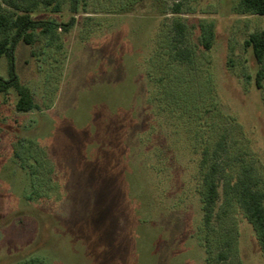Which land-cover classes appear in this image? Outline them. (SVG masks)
I'll use <instances>...</instances> for the list:
<instances>
[{
	"label": "rangeland",
	"instance_id": "obj_1",
	"mask_svg": "<svg viewBox=\"0 0 264 264\" xmlns=\"http://www.w3.org/2000/svg\"><path fill=\"white\" fill-rule=\"evenodd\" d=\"M84 1L86 15L52 46H15L37 109L17 113L15 95H0V264H264L221 181L206 255L195 176L206 149L202 174L226 163L235 183L248 167L264 193V61L258 90L244 46L264 15L235 13L237 0ZM33 16L68 19L43 6ZM176 21L188 48L173 55L195 71L164 61ZM200 24L212 25L208 51ZM7 65L1 57L3 79Z\"/></svg>",
	"mask_w": 264,
	"mask_h": 264
},
{
	"label": "trees",
	"instance_id": "obj_2",
	"mask_svg": "<svg viewBox=\"0 0 264 264\" xmlns=\"http://www.w3.org/2000/svg\"><path fill=\"white\" fill-rule=\"evenodd\" d=\"M161 2L162 0H160V3ZM38 6H43L55 14H59L64 10L68 14V19L65 22H57L54 18H35L33 15ZM86 7L87 4L84 0H1L0 58L4 57L7 59L8 74L7 79L0 77V95H5L10 92L15 95L16 100L14 103V110L17 113L27 114L33 112L37 107L33 102V97L29 90L18 81L15 75L13 61L15 46L19 42L28 46H33L37 37L45 39L47 46H52L54 42L60 39V31L68 33L77 23V16L86 15ZM173 11L175 14H179V8L177 5ZM163 12L164 10L162 9V13ZM234 12L244 15H264V0H237L234 6ZM173 28L174 33H172L171 38H167L166 41V46H168V48H164L165 54H162L165 57L164 61H169L171 63L176 62L178 65H183L185 68L195 71L190 58L185 62L183 59L175 57L174 55L176 54L173 55L174 52H177V49L188 48L183 43L185 26L176 21ZM198 28L200 33L198 37L200 46L203 50L208 51L214 40L212 25L200 24ZM58 30L60 31L58 32ZM244 46L248 49L253 63L256 66L255 87L259 90L261 89V80L263 78L262 64L264 61V32L256 31L249 34L244 41ZM57 48L59 49V46H57ZM190 55L193 62H196L191 50ZM186 65L188 66L186 67ZM221 118L222 117L220 116V119ZM190 130H192V128ZM198 131L199 129L195 128L192 133L194 135H192L191 154H195L198 151L200 142H202V137L198 134ZM18 143L21 144L20 142ZM23 146V148L29 146L32 147L30 144ZM221 147L222 143H218L217 148L220 149ZM206 154V149H202L195 168V176L199 179L197 191L202 224L199 228L204 234L202 241L203 246L206 249L207 244L205 233L208 231V227L214 223L213 212L219 199L217 187L218 181H221L224 185V192L227 196L228 202H233L240 209L244 219L253 231L264 258V193L257 188L258 182L253 177V170L245 167L235 183L231 182L232 177L228 174L229 171H226L223 167L226 163L219 165L214 162L208 170L202 174L206 164ZM32 195H34L33 191L29 190L28 198ZM221 236L223 237V243L227 244L231 241L226 240L227 235ZM101 243L100 240L99 242L97 241V247H100ZM207 254L208 250L206 249V255ZM218 257L220 260L225 259L223 253H220ZM37 260L39 259L28 256L23 257L20 261H24V264H29L30 262ZM39 262H41V260H39ZM204 262L209 264V257H206ZM42 264L47 263L43 262Z\"/></svg>",
	"mask_w": 264,
	"mask_h": 264
}]
</instances>
